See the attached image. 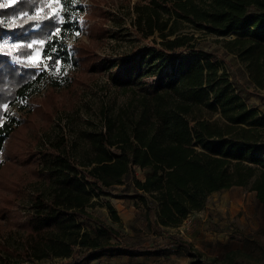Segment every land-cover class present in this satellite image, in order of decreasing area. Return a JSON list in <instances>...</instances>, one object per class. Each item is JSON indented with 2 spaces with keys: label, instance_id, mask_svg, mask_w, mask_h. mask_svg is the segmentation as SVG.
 <instances>
[{
  "label": "trees",
  "instance_id": "obj_1",
  "mask_svg": "<svg viewBox=\"0 0 264 264\" xmlns=\"http://www.w3.org/2000/svg\"><path fill=\"white\" fill-rule=\"evenodd\" d=\"M48 1L18 0L0 8V40L12 34L28 40L39 37L45 43L43 58L51 57L48 64L54 69L59 57L51 53L58 42L53 35L57 30L65 34L69 22L46 18ZM43 7L38 17L36 11ZM25 13L37 19L19 18ZM131 13V29L146 45L137 47L114 77L130 100L116 112L104 111L103 127L92 133L86 160L74 157L63 136L49 141L43 151L37 150V136L32 145L19 148L15 143L26 121L1 124L0 116V152L5 161L17 155L32 165V184L39 187L28 231L21 248L13 251L19 264H95L104 258L160 253L154 246L130 244L89 211L98 204L95 195H106L107 189L126 180L133 193L122 198L154 211L161 228L180 227L190 214L205 208L210 195L233 187L254 192L264 209V158L257 154L264 144V113L249 107L215 55L197 44L206 36L223 38L226 51L244 65L255 88L264 91V0H139ZM36 25L40 28L31 31ZM88 30L92 41L108 36L103 26ZM72 49L81 71H103L94 43ZM6 58L0 56V106L25 97L46 75L14 68ZM48 85L49 102L33 105L37 114L52 121L61 111L57 89L63 85L56 79ZM137 171L146 173L143 180ZM5 177L1 165L0 196ZM15 194L2 199L4 211L14 205ZM107 207L119 222L116 209L110 203ZM170 246L184 249L189 264H244L234 253L223 261L207 259L177 238Z\"/></svg>",
  "mask_w": 264,
  "mask_h": 264
},
{
  "label": "rangeland",
  "instance_id": "obj_2",
  "mask_svg": "<svg viewBox=\"0 0 264 264\" xmlns=\"http://www.w3.org/2000/svg\"><path fill=\"white\" fill-rule=\"evenodd\" d=\"M17 1L0 0V5H3L0 8L12 6ZM137 1L71 0L65 7L64 0H49L46 18L56 17L54 21L59 23L69 22L65 34L57 30L53 35V40L57 38L58 42L51 53L59 57L54 69L48 64L53 61L52 58H43L45 43L39 37L28 40L17 34L10 35L20 45L22 61L18 65L6 58L8 63L14 68L31 70L37 74L46 72L44 78L36 82L25 97L19 98L14 104L0 106L1 124L11 123L13 119L26 121L27 125L15 145L19 143L21 149L32 145L37 136L36 141L40 140L37 150L43 151L49 141L63 136L68 139L74 157L87 159L91 151L92 133L103 127L104 111L116 112L130 100V93L116 85L114 77L135 49L146 45L137 40L131 29V11ZM44 10V7L37 10L36 15L41 17ZM11 21L15 23L14 19ZM94 25L106 28L108 36L103 40L96 38V41H92L88 28ZM39 28L40 25H36L31 31ZM230 38L232 36L226 37ZM223 41V38L206 36L199 38L197 44L199 49L215 55L214 60L227 71L236 91L249 107L264 113V91L256 89L250 82L244 65L226 51ZM91 42L101 57L103 67V71L94 74L81 71L73 60L72 48ZM30 44L32 47L28 48ZM36 77L33 75L31 80ZM52 79L59 80L63 86L57 89L58 108L61 111L50 121L43 113L37 114L34 105L49 102L51 89L48 83ZM154 79L147 80L152 82ZM28 113H34V116L29 118ZM257 154L264 158V144L259 147ZM17 157L15 155V159L5 161V153L0 152V166L6 176V188L1 192L2 198L0 196V264H19L13 251L21 248L28 231L34 195L39 188L32 184L33 166ZM145 174L137 171V177L141 180ZM106 193L94 196L93 201L98 204L89 211L118 229L130 244L154 246L160 248L161 252L104 258L95 264H189L190 258L184 249L170 246L174 238L191 243L207 259L223 261L226 255L234 253L240 263L264 264V209L255 193L249 189L233 187L216 192L208 197L203 210L190 214L180 227L162 228L156 224L154 211H148L140 202L122 198L125 194L133 193L129 181L112 186ZM14 194L18 195L17 200L7 212L4 211L2 199ZM107 203L116 209L119 222L113 221Z\"/></svg>",
  "mask_w": 264,
  "mask_h": 264
},
{
  "label": "built area",
  "instance_id": "obj_3",
  "mask_svg": "<svg viewBox=\"0 0 264 264\" xmlns=\"http://www.w3.org/2000/svg\"><path fill=\"white\" fill-rule=\"evenodd\" d=\"M0 51L11 63L21 65L20 45L11 36L4 37L0 40Z\"/></svg>",
  "mask_w": 264,
  "mask_h": 264
},
{
  "label": "snow or ice",
  "instance_id": "obj_4",
  "mask_svg": "<svg viewBox=\"0 0 264 264\" xmlns=\"http://www.w3.org/2000/svg\"><path fill=\"white\" fill-rule=\"evenodd\" d=\"M26 2H29V0H26ZM30 2H35V0H30ZM71 2V0H64V3H65V7H67V5ZM0 7H3V5H0ZM25 16L27 17L28 20H36L37 17L36 16H28L27 13L25 14ZM53 19H56V17H53ZM28 48H31L32 45H28L27 46ZM28 55H31V53H28ZM50 55V53H49Z\"/></svg>",
  "mask_w": 264,
  "mask_h": 264
}]
</instances>
